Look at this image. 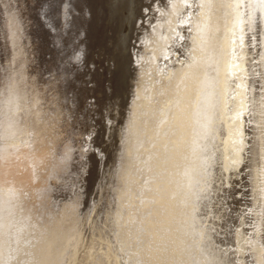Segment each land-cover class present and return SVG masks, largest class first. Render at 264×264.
<instances>
[{"label": "rangeland", "instance_id": "1", "mask_svg": "<svg viewBox=\"0 0 264 264\" xmlns=\"http://www.w3.org/2000/svg\"><path fill=\"white\" fill-rule=\"evenodd\" d=\"M234 3L0 0V80L16 71L25 112L33 100L41 110L29 155L59 148L38 194L34 264H56L60 243L63 264H264V0L240 1L227 43Z\"/></svg>", "mask_w": 264, "mask_h": 264}, {"label": "bare ground", "instance_id": "2", "mask_svg": "<svg viewBox=\"0 0 264 264\" xmlns=\"http://www.w3.org/2000/svg\"><path fill=\"white\" fill-rule=\"evenodd\" d=\"M234 1H235L234 4L237 7L235 8V11L234 9L233 10L231 9V13H235L236 15L233 21H229L228 24L229 36L227 39V43H229L228 40L229 38L232 37V34L234 33L235 35V33H237L238 30L240 29V26H242V24L244 23L241 18L242 10L239 8L240 1L242 2V0H234ZM243 52L245 53V51ZM228 62H230V58L229 61L228 59L224 61L222 65V69L220 70V85L218 90L219 93L218 99H220L221 105L223 107L221 109V113L223 115L222 119L225 122V125L223 126L225 132L224 135L220 137V139L222 140L221 153L223 155V158L221 157L222 155L221 156L217 155V157H221L223 159L225 166L229 168L230 167L229 165H231L230 159L231 157H233L232 149H234L233 147L236 145L235 140L237 139H235V137L238 135L237 134L238 132L236 133V130H239L237 129L239 127V126L237 127V125L239 124V120H236L233 117V115H229V113L227 112L228 110L227 95H228V90H230L229 88L232 87L230 86L231 81L230 79H228L229 78L228 68H231V64L229 63L230 64L229 65ZM228 65L230 67H228ZM231 69H234L233 66ZM17 75L18 73H16V71L11 72L7 78L5 76L2 81L0 80V247L4 248V245L6 244V249L8 250V252H6L7 254L5 253V255L11 256L10 258L11 264H22V262L26 260L29 261L27 264H34L39 259V257L42 256V251H41L42 245L36 248L32 244L34 234L42 233L43 231L42 227L39 226V224L35 223L34 221V215L38 214L37 206L39 202L37 200H40L41 198V196L38 194L41 192L42 189L45 190V188L47 187L46 186L44 188V184L46 183L43 181V179L45 174L47 173L49 166L50 165L53 166V164L56 166L58 164L59 160L54 159L55 157L54 154L56 151L59 150V148L51 146L50 143L53 142V140H51L48 143V145H50L51 148L49 146L46 147L45 145L43 151V149L40 150V148L42 147L38 145L40 146L39 151L33 153L32 157H30L27 146L28 145L27 142H29L28 140H30L29 136L31 135L29 133L30 129L32 131L34 129V138H36L39 135V133L37 132L40 131L41 126L43 125L42 124L40 126V124L43 122H41V114H40L41 110L38 111V108L35 107L38 101L33 100L34 102L32 103V106H34L33 108L34 112L33 113L29 112L31 115L27 111L25 112L26 108H28L27 107L28 99L27 100L22 99L23 97L22 90L21 89L19 90L18 88V86H20L21 83L20 80H18ZM3 87L4 88L6 87L8 89L7 93H3L1 91V88ZM35 95L37 94L35 93ZM218 99L216 100V102L218 101ZM32 106L31 105L29 106L30 109ZM234 109L236 110V108ZM229 111L231 112V110ZM240 123L243 122L240 120ZM221 124L223 123L221 122ZM219 129L221 128L219 127ZM206 131H208V129H206ZM237 152L240 154V150H238ZM241 158H242V154L237 155V159L240 160ZM28 162H30V164ZM241 162L242 161H238L236 163L239 164ZM23 202H27L30 209L29 213L23 212L24 209ZM162 227L164 228L166 227V225L162 224L161 228ZM180 235H181V231L178 230V237ZM3 248L0 249V259L4 257L5 249ZM65 252H66V244L60 243V246L56 251V255L58 257V259L56 260V264H63V258H64L63 253ZM31 259H33V262L31 261Z\"/></svg>", "mask_w": 264, "mask_h": 264}]
</instances>
